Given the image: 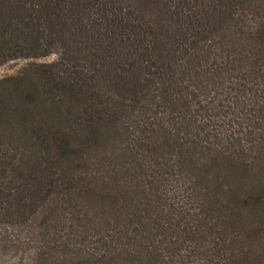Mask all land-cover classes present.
Masks as SVG:
<instances>
[{
    "label": "trees",
    "instance_id": "obj_1",
    "mask_svg": "<svg viewBox=\"0 0 264 264\" xmlns=\"http://www.w3.org/2000/svg\"><path fill=\"white\" fill-rule=\"evenodd\" d=\"M17 58L0 223L43 264H264V0H0Z\"/></svg>",
    "mask_w": 264,
    "mask_h": 264
},
{
    "label": "rangeland",
    "instance_id": "obj_2",
    "mask_svg": "<svg viewBox=\"0 0 264 264\" xmlns=\"http://www.w3.org/2000/svg\"><path fill=\"white\" fill-rule=\"evenodd\" d=\"M55 54L34 59L37 62H50L55 59ZM31 59L17 58L0 64V78L15 74ZM42 228L28 221L10 222L5 220L0 223V264H43L41 254L47 252L39 245L47 244L42 238ZM42 249V250H40ZM47 254V253H46ZM43 262V263H42Z\"/></svg>",
    "mask_w": 264,
    "mask_h": 264
}]
</instances>
